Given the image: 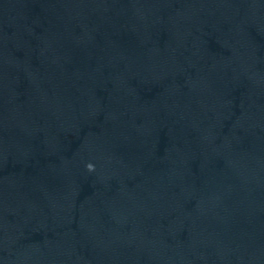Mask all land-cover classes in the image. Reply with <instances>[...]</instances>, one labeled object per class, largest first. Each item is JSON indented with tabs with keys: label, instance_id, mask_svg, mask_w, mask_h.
I'll list each match as a JSON object with an SVG mask.
<instances>
[{
	"label": "water",
	"instance_id": "obj_1",
	"mask_svg": "<svg viewBox=\"0 0 264 264\" xmlns=\"http://www.w3.org/2000/svg\"><path fill=\"white\" fill-rule=\"evenodd\" d=\"M0 264H264V0H0Z\"/></svg>",
	"mask_w": 264,
	"mask_h": 264
},
{
	"label": "clouds",
	"instance_id": "obj_2",
	"mask_svg": "<svg viewBox=\"0 0 264 264\" xmlns=\"http://www.w3.org/2000/svg\"><path fill=\"white\" fill-rule=\"evenodd\" d=\"M87 167L90 171L93 169V166L91 164L87 165Z\"/></svg>",
	"mask_w": 264,
	"mask_h": 264
}]
</instances>
